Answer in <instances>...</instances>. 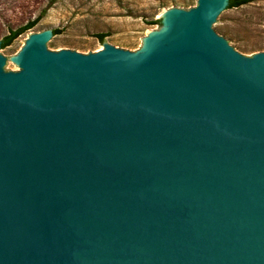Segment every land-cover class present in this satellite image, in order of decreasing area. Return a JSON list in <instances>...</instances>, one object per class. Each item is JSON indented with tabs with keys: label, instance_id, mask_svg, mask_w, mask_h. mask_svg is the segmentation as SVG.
Instances as JSON below:
<instances>
[{
	"label": "water",
	"instance_id": "1",
	"mask_svg": "<svg viewBox=\"0 0 264 264\" xmlns=\"http://www.w3.org/2000/svg\"><path fill=\"white\" fill-rule=\"evenodd\" d=\"M227 4L136 50L0 43V264H264V50Z\"/></svg>",
	"mask_w": 264,
	"mask_h": 264
},
{
	"label": "rangeland",
	"instance_id": "2",
	"mask_svg": "<svg viewBox=\"0 0 264 264\" xmlns=\"http://www.w3.org/2000/svg\"><path fill=\"white\" fill-rule=\"evenodd\" d=\"M197 0H0V43L8 29L38 18L36 24L6 45L1 55L14 61L31 33L50 31L56 36L55 50L95 51L109 43L139 49L144 38L162 26L161 13L176 7L188 9ZM159 19V23H151ZM57 29V33H53ZM224 37H234V30L249 42L243 51L251 55L264 50V0H251L233 7L217 27ZM102 34V38L97 34Z\"/></svg>",
	"mask_w": 264,
	"mask_h": 264
},
{
	"label": "trees",
	"instance_id": "3",
	"mask_svg": "<svg viewBox=\"0 0 264 264\" xmlns=\"http://www.w3.org/2000/svg\"><path fill=\"white\" fill-rule=\"evenodd\" d=\"M251 0H228V4H227V7H236V6H239V5H242V4H245L247 2H249ZM38 21V18H35L33 20H29L27 21L25 24L17 27V28H10L8 29V32L7 34H5L3 36V38L1 39V47L3 46H6L8 44H10L12 42L13 39H15L19 34H21L22 32H24L25 30L33 27L36 22ZM160 20L159 19H156L155 21H152L151 23H159ZM53 33H57V29H53L52 31ZM98 37L102 38V34H97Z\"/></svg>",
	"mask_w": 264,
	"mask_h": 264
}]
</instances>
